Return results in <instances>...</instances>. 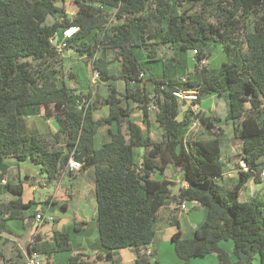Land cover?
Wrapping results in <instances>:
<instances>
[{
	"label": "trees",
	"instance_id": "1",
	"mask_svg": "<svg viewBox=\"0 0 264 264\" xmlns=\"http://www.w3.org/2000/svg\"><path fill=\"white\" fill-rule=\"evenodd\" d=\"M71 1L78 7L75 14L67 11V0H0V234L21 238L37 212L24 211L38 203L23 200L22 180L3 183L8 158L38 165L54 182L66 171L65 159L83 155L81 170L94 169L101 259L113 262L115 250L132 248L136 264H156L148 247L157 237L160 210L198 201L205 216L194 235H173L182 264L211 253L218 255L219 264H264V201L240 198L250 178L260 182L264 177V0ZM209 9H214V20ZM71 25L80 30L68 39L66 51L73 49L90 60L107 89L105 99L97 100L109 109L100 118L93 113L92 93L70 85L77 83L72 80L76 74L67 77L66 61L57 50L63 30ZM219 44L226 57L222 65H202L200 59L209 58ZM162 46H170L173 55L160 58ZM141 50L147 62L166 58L170 76H155L143 65ZM189 50L193 71L179 74ZM115 61L120 62L118 73ZM118 79L125 82L124 90L117 87ZM178 90L197 91L193 103L198 106L212 94L227 99V119L241 141L240 163L247 165L240 167L232 187L222 181L224 129L214 124L220 117L213 122L189 105L180 119L187 101L179 100ZM132 105L142 110L140 121L132 116ZM151 112L163 131L161 140L150 135ZM38 113L58 121L54 141L24 131L26 116ZM195 120L205 124L209 136L189 135ZM114 122L117 129L108 130L110 139L97 142L98 130ZM62 138L65 146L59 145ZM169 166L188 182L178 194L172 193L166 177L156 178ZM3 189L13 196L6 202ZM53 238L50 250H41L35 241L26 243L11 264H24L22 257L26 264L33 253L47 256L43 264L84 260L81 252L63 263L52 260L55 252L72 250L69 232L56 229ZM223 241L233 242L232 254ZM0 258H5L1 250Z\"/></svg>",
	"mask_w": 264,
	"mask_h": 264
},
{
	"label": "crops",
	"instance_id": "2",
	"mask_svg": "<svg viewBox=\"0 0 264 264\" xmlns=\"http://www.w3.org/2000/svg\"><path fill=\"white\" fill-rule=\"evenodd\" d=\"M66 4L67 11L70 14H75L77 12L78 7L73 1L67 0ZM213 53L214 52L212 49V54L209 57L208 62L209 66L212 63L211 59L214 56ZM79 56L80 55L77 54L73 49H70L67 55L63 54L64 60H66V62H68L67 60H70L71 58H79ZM80 58H82V56H80ZM119 68L120 65L118 67V71H116L117 73L119 72ZM73 73L76 74V77L72 80H75L77 83L74 84L73 82H70V85L77 86L81 92L86 93V90L83 88L81 77L79 78V74L77 73V71L76 73ZM89 80L90 79L88 78L86 79L87 82ZM101 84L104 83L101 82ZM116 85L120 90H124L126 84L123 80H121V82L116 80ZM104 89L105 93L103 97H98L97 95V100L105 99V97L107 96L106 86H104ZM88 92L89 91H87V93ZM91 97H93V94L91 95ZM96 102H92L95 104L93 108L94 116H96V112L100 110L102 111L103 115L108 114V106L103 102H99V104L101 103V108L99 109L98 103ZM132 106L134 107L132 116L140 121L143 118L142 110L136 108L135 105ZM228 109L229 105L227 99L218 94H212L203 98L199 106V111L204 115V117L212 120L213 122L214 117H220V121H215L214 124L216 128L222 127L224 129V133L221 138L222 161L224 162V176L222 178V181L226 187H232L239 181V164L242 159V155L241 141L235 136L233 123L227 119ZM35 117H39L40 121H36ZM148 120L149 132L151 137L156 140L163 139V131L158 127V124L154 119L153 112L149 114ZM48 122L49 120H46L40 113L29 114L24 120L23 129L29 134H40L47 140L54 141V136L57 129L52 125V123L50 125ZM103 127L104 129H102ZM103 127L98 130L96 136V140L99 143L105 142L110 139L108 132L109 129H111L112 131H116L117 129V125L115 122L112 125ZM101 132L102 135H100ZM191 134L194 137L209 136L210 132L206 128L205 124H203L202 122H198L197 125L192 128V131H190L189 135ZM225 139L227 140L226 142L224 141ZM64 142L65 141L62 138L59 145L65 146ZM6 163L8 164V166L6 167L7 172L3 183L5 184L6 181L19 183L22 180L24 187L23 200L25 202H28L31 199H35L33 195L37 189L50 185L55 187V191L48 196L50 202L47 204L45 203V205H47V208L45 209L46 211H49L53 215H55V223L59 225L57 230L67 231L70 233L72 244V250L70 254L80 252L85 254L84 260L80 264H136V254L132 248H122L115 250L113 262L98 257L101 246L99 230L96 221L97 198L93 168L75 171L72 173H67L65 171L57 181L50 182L45 175L41 174L40 167L30 161H17L15 158L10 157L6 160ZM23 163H26V165H24ZM25 175H29L31 178H25ZM163 177H166L170 181V188L173 194H178L177 192L179 190V187H181L182 189L183 187H186L188 185V182L184 179L183 174L175 172L172 166H169L166 169L164 176L156 174V178L158 179ZM2 191L7 192L5 189H3ZM27 192H29L28 196H26ZM8 195L10 198L13 197L10 193H8ZM240 198L243 200L256 199L264 201V177L260 182H256L253 178H250L246 183V186L242 190ZM73 201L77 202L76 206L78 207L74 212L70 208V205ZM193 202V208H197L198 205H201L198 201ZM184 203L187 206L186 210L181 209V207L175 203L160 210L159 218L157 221V237L148 247L150 251H152V259L156 262V264H161V260L163 258V256H161V253L164 252V247H167L166 250L168 252V255L170 257L172 255L173 264H181L179 262L180 258L178 259V257H176L175 255L176 252L173 244V235L176 232L180 231L184 237L191 238L194 235L195 229L201 223L199 216L195 217L194 215L197 211L188 209V203ZM58 208L61 210L62 215L65 217L64 220H62V218L57 215L56 210H58ZM173 208L176 209V212L172 214ZM197 210L200 211V214L203 212V209L201 208H198ZM24 214L31 215L32 213L26 210L24 211ZM232 243H221L222 246L230 254H232L233 252ZM53 245L55 246V244ZM37 254L38 256H40L39 253ZM204 257L206 258V261L203 264H219L218 255L216 253H211ZM63 259L64 260H61V262H56L63 263L66 261L67 257L63 256ZM194 259L195 258H193L192 260Z\"/></svg>",
	"mask_w": 264,
	"mask_h": 264
},
{
	"label": "rangeland",
	"instance_id": "3",
	"mask_svg": "<svg viewBox=\"0 0 264 264\" xmlns=\"http://www.w3.org/2000/svg\"><path fill=\"white\" fill-rule=\"evenodd\" d=\"M196 8L198 10L201 9L200 6H197ZM213 10L214 9H209V11L207 13L211 20L215 19L212 15ZM213 52H214L213 53L214 56L211 59L212 63L209 66L212 69L220 67L222 65V63L226 60L225 54H224L222 46L220 44L213 48ZM64 54L67 55L68 51H65ZM138 54L142 56L143 65L146 66L147 68H149V70L155 76L164 77L166 72L170 76V73L168 72L166 65L163 63V61H165L166 58H164V59H153V60L147 62L146 61V54H145L144 50H141ZM159 55H160L159 56L160 58L161 57H171L173 55V49L170 46H162V47H160ZM184 58H186L187 60L184 61L183 64L180 65L181 69H180L179 74L188 73L189 70L193 71V68H194L193 51L192 50L184 51ZM208 60H209V58H208ZM67 61L68 62H66L65 66H64V70L66 71L67 77H72V73L73 72L76 73V71H77V73L79 74V78L81 77L83 88L86 90V93H87V91H89V93L93 94V97H91L92 98L91 102L97 101V95H98V97H103V95L105 93V89H104L105 85L101 84V82L99 80H94L95 69H94L93 63L90 60H87L86 57L80 58V56H79V58H71L70 60H67ZM119 65H120V62L115 61L114 71H118ZM87 78L90 79L88 82L86 81ZM118 81L121 82V80H119V79H118ZM146 82H149V81L146 80ZM87 83H90V84H87ZM74 84H76V83H74ZM94 94H95V96H94ZM99 102H101V101H97L96 103H98V106L100 109L101 103L99 104ZM187 103H185L181 106L182 111L180 112V115H179L180 119L183 118L184 113L189 106L188 105L189 103L188 104ZM102 115H103V113L100 110V111L96 112L95 118H100ZM35 119H36V121H40L39 117H35ZM48 123L51 125L50 121ZM106 126H109V125H106ZM102 129H104V127ZM100 135H102V132ZM224 141L226 142L227 140L225 139ZM23 164L26 165V163H23ZM240 167H242L241 163L239 164V169H242ZM54 191H55V187L52 185L37 189L34 192L33 197L35 198L36 201H38V203H36L30 209H28V212L33 213L36 209L40 210L41 206H44L45 208H47L45 203H40V201L46 200L48 198V196L51 193H53ZM2 193L3 194L1 195V199L3 200V202L8 201L10 199L8 193L7 192H2ZM28 194H29V192L26 193V196H28ZM25 198H27V197H25ZM192 202L193 201L187 202L189 205L188 209H192V210L197 211V212H195L194 215H195V217L199 216L200 222H202V220L204 219V216H205V210L201 205H198L197 208H193ZM76 203H77L76 201H73L70 205V208L73 212L75 210H77V208H78L76 206L77 205ZM198 208L203 209V212L201 214H200V211L197 210ZM56 211H57V215L60 216L62 218V220H64L65 217L62 215L61 210L58 208V210H56ZM200 215H201V217H200ZM17 224L19 225L20 229L23 228L21 223H17ZM29 225H30V227H28L27 229L22 231L21 238L11 237L9 234H2V235L0 234V250L5 254V258H0V264H11V262H12L11 257H14L18 253L19 254L23 253L25 251V244L35 241L37 237L40 239L39 241H37V243H38L39 247L41 248V250H50L52 247H54V245H53V244H55V241L53 238L54 237V230H56L58 228V226H59L58 224H56L55 222H47L46 224L38 227L35 218H32V221H30ZM228 242L232 243V241H227V242L224 241L222 243L225 244ZM232 245H233V243H232ZM166 249H167V247H164L163 248L164 252L161 253V256H163V258L161 260V264H173L172 255L170 257L168 255V252ZM70 253H71V251H69V250L54 253L52 255V259L55 261L61 262V260H64L63 256L68 257L70 255ZM175 255H176V253H175ZM176 257H178V256L176 255ZM38 258L43 263L44 261H46L47 256L45 254H40V256H38ZM205 259H206L205 257L195 258L194 260H192V264H203L206 261ZM20 260L23 261V263L25 264L26 260L23 259V257ZM179 262L182 264L180 259H179Z\"/></svg>",
	"mask_w": 264,
	"mask_h": 264
},
{
	"label": "built area",
	"instance_id": "4",
	"mask_svg": "<svg viewBox=\"0 0 264 264\" xmlns=\"http://www.w3.org/2000/svg\"><path fill=\"white\" fill-rule=\"evenodd\" d=\"M80 30L79 25H71L63 30L62 33V38L61 41L56 44L57 50L61 53L64 54L68 47V39L72 38L78 31ZM198 51L195 50L194 53H197ZM209 60L206 57H203L200 59V63L202 65L208 64ZM145 76L144 73L140 74V77L143 78ZM99 73L95 71L94 74V80H98ZM175 94L178 96L179 100L181 102L187 101L189 105H191L192 109L194 110L195 113L199 112V106L197 104L193 103V100L198 99V92L195 90H178L175 92ZM199 121L195 120L193 122V127L197 125ZM242 166L244 169H247V165L245 161L241 162ZM83 162L79 159H76L73 155L69 158L68 163L66 164V172H75V171H80L82 169ZM262 175L264 176V171L262 172ZM181 209L186 210L187 206L185 203L180 205ZM39 210V209H38ZM36 212L35 215V220L37 225L41 226L47 222H54L56 217L49 211H44L40 208V210ZM26 264H43L42 261L38 258L37 253H33Z\"/></svg>",
	"mask_w": 264,
	"mask_h": 264
},
{
	"label": "water",
	"instance_id": "5",
	"mask_svg": "<svg viewBox=\"0 0 264 264\" xmlns=\"http://www.w3.org/2000/svg\"><path fill=\"white\" fill-rule=\"evenodd\" d=\"M56 41H57V40H55V43H56ZM52 125H53L56 129H59V123H58L57 120H53ZM75 158H76V159H79V160L82 161L83 155H79L78 157H75ZM68 160H69V159H65V165L68 163ZM180 192H181V187H179V190H178L177 193H180ZM175 193H176V192H175ZM39 240H40V239L37 237L35 241L37 242V241H39Z\"/></svg>",
	"mask_w": 264,
	"mask_h": 264
}]
</instances>
